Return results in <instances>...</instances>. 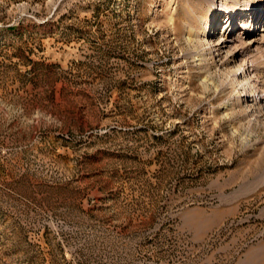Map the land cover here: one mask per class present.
<instances>
[{"label":"rangeland","instance_id":"374dc122","mask_svg":"<svg viewBox=\"0 0 264 264\" xmlns=\"http://www.w3.org/2000/svg\"><path fill=\"white\" fill-rule=\"evenodd\" d=\"M235 1L0 0V264H264V16L226 60Z\"/></svg>","mask_w":264,"mask_h":264},{"label":"bare ground","instance_id":"6f19581e","mask_svg":"<svg viewBox=\"0 0 264 264\" xmlns=\"http://www.w3.org/2000/svg\"><path fill=\"white\" fill-rule=\"evenodd\" d=\"M205 2H209V0H205ZM260 4H262V6ZM251 12H255L254 15H253L254 20L252 19L250 21V23L241 24L240 27L238 26V28H237V21L239 22V16L245 17L247 14H250ZM202 14L198 18L199 20H198V24H197L196 28L204 30L207 27H211L212 28L213 23H214L213 20H215L217 18L218 14H219V10L218 11L217 10L216 11L208 10V13H206V16L202 15ZM214 14H216V16H215L216 18H214ZM263 16H264V0L258 1L253 6V8L245 7L242 10H239V0H236L234 2V5L232 6V10H230L229 12L226 13L225 17L227 19L225 21H222V23L220 24V26L218 28V32L215 34L216 35V40H214L215 41L214 45L217 47L216 49L218 51L221 50V49H225L223 53L226 54V57H225L226 60L231 59L233 57V55L237 51H240V50L244 49V47H241V46L244 45L243 42H241L240 40H235L234 39V41L238 42L237 46L233 47L234 48L233 52L231 50H229V46H227V43L230 42L228 40L229 35L235 33V29H238V30L240 29V30L243 31V33L245 32L247 35L255 34V32L257 30H255L254 25L257 22V20L263 18ZM235 20H236V22H235ZM258 31H259V29H258ZM203 33H205V30L203 31ZM213 36H214V34H213ZM240 37L243 38V35H241ZM260 40L264 42V38L263 37L253 39L250 42L255 43V42H259ZM221 53L222 52H219L218 55L221 54ZM231 61L233 63H235V60L232 59ZM254 62L256 64L258 63L257 60L254 61ZM248 95L252 96V94H248Z\"/></svg>","mask_w":264,"mask_h":264}]
</instances>
